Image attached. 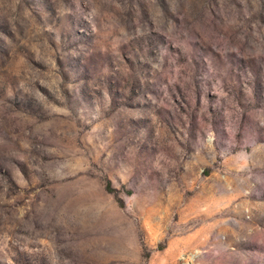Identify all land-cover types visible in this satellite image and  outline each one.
I'll return each mask as SVG.
<instances>
[{
	"label": "rangeland",
	"instance_id": "1",
	"mask_svg": "<svg viewBox=\"0 0 264 264\" xmlns=\"http://www.w3.org/2000/svg\"><path fill=\"white\" fill-rule=\"evenodd\" d=\"M0 264H264V0H0Z\"/></svg>",
	"mask_w": 264,
	"mask_h": 264
}]
</instances>
